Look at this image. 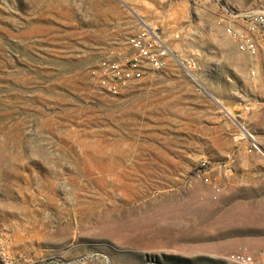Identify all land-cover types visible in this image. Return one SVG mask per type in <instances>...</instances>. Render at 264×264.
I'll list each match as a JSON object with an SVG mask.
<instances>
[{"label": "rangeland", "instance_id": "rangeland-1", "mask_svg": "<svg viewBox=\"0 0 264 264\" xmlns=\"http://www.w3.org/2000/svg\"><path fill=\"white\" fill-rule=\"evenodd\" d=\"M214 10L0 0L5 264H264V112L245 110L263 80ZM144 24L167 67L113 96L93 70Z\"/></svg>", "mask_w": 264, "mask_h": 264}, {"label": "built area", "instance_id": "built-area-1", "mask_svg": "<svg viewBox=\"0 0 264 264\" xmlns=\"http://www.w3.org/2000/svg\"><path fill=\"white\" fill-rule=\"evenodd\" d=\"M215 7L214 21L236 44L239 52L253 61L251 76L260 77L264 85V0H251L241 6L231 0H209ZM128 53L110 51L93 70L98 84L107 93L120 96L139 84L151 71L167 67L169 49L157 29L144 24L141 30L128 38ZM264 111V90L255 97L245 110ZM203 165H206L204 162ZM204 181L213 184L210 177ZM221 192L219 184L213 186ZM235 262L249 264L252 258L243 254L231 256ZM0 264H5L0 259Z\"/></svg>", "mask_w": 264, "mask_h": 264}, {"label": "crops", "instance_id": "crops-1", "mask_svg": "<svg viewBox=\"0 0 264 264\" xmlns=\"http://www.w3.org/2000/svg\"><path fill=\"white\" fill-rule=\"evenodd\" d=\"M212 20L214 21L213 16H212ZM261 87H262V90H261V92H262L264 90V85L262 84ZM256 110L264 112L262 109H256Z\"/></svg>", "mask_w": 264, "mask_h": 264}, {"label": "bare ground", "instance_id": "bare-ground-1", "mask_svg": "<svg viewBox=\"0 0 264 264\" xmlns=\"http://www.w3.org/2000/svg\"><path fill=\"white\" fill-rule=\"evenodd\" d=\"M229 114H231L230 112H228ZM233 118H235V117H233Z\"/></svg>", "mask_w": 264, "mask_h": 264}]
</instances>
